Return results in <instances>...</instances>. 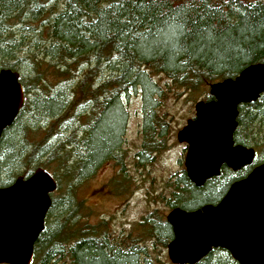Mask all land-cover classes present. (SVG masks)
Instances as JSON below:
<instances>
[{
	"label": "trees",
	"instance_id": "trees-1",
	"mask_svg": "<svg viewBox=\"0 0 264 264\" xmlns=\"http://www.w3.org/2000/svg\"><path fill=\"white\" fill-rule=\"evenodd\" d=\"M258 62H264V0H0V69L16 71L24 93L0 135V186L42 167L61 192L57 199L51 193L34 242L35 264H138L133 251H121L105 234L68 232L79 206L71 197L76 185L121 157L122 98L131 90L140 94L137 154L151 162L167 141L156 115L163 89L152 74L193 93ZM237 110L232 138L254 149L252 163L237 170L222 165L199 187L183 170L172 181V207L215 203L264 161V93ZM141 224L154 227L163 245L172 237L170 225L154 214ZM210 252L203 264H237L221 248Z\"/></svg>",
	"mask_w": 264,
	"mask_h": 264
},
{
	"label": "water",
	"instance_id": "water-1",
	"mask_svg": "<svg viewBox=\"0 0 264 264\" xmlns=\"http://www.w3.org/2000/svg\"><path fill=\"white\" fill-rule=\"evenodd\" d=\"M18 77L16 71L0 69V135L23 103ZM208 86L212 98L196 101L194 118L176 133L187 145V178L197 187L218 175L222 165L237 170L252 163L254 149L235 143L232 135L237 106L264 93V62ZM55 188L54 177L42 167L0 186V264H29ZM166 221L173 234L167 254L174 264H193L217 247L237 264H264V161L233 181L216 203L193 210L174 207Z\"/></svg>",
	"mask_w": 264,
	"mask_h": 264
},
{
	"label": "rangeland",
	"instance_id": "rangeland-1",
	"mask_svg": "<svg viewBox=\"0 0 264 264\" xmlns=\"http://www.w3.org/2000/svg\"><path fill=\"white\" fill-rule=\"evenodd\" d=\"M151 77L163 89V96L157 97L156 115L166 126V147L156 153L151 162L136 165L135 153L142 142L144 118L140 94L131 90L122 98L127 110L124 143L119 151L123 165L117 158L109 159L93 175L76 185L71 197L79 206L73 213L76 217L74 227H68V232L75 233L73 238L77 230L105 234L110 240L119 241L121 248H124L123 243L129 246L133 243L131 239L136 238L134 242L139 241L145 249L139 264H173L168 259L166 245L155 236V228L141 222L149 214L165 221L172 207L173 176L184 170L187 147L185 142L177 140L176 133L188 119L194 118V104L209 95V84L191 93L188 89L175 88L162 74ZM59 195L60 190L53 191L54 199ZM35 263L32 260V264Z\"/></svg>",
	"mask_w": 264,
	"mask_h": 264
},
{
	"label": "flooded vegetation",
	"instance_id": "flooded-vegetation-1",
	"mask_svg": "<svg viewBox=\"0 0 264 264\" xmlns=\"http://www.w3.org/2000/svg\"><path fill=\"white\" fill-rule=\"evenodd\" d=\"M123 143H124V137H123ZM187 148V147H186ZM138 151L135 153V159H136V161H135V163H136V165H143V164H146V162H142L140 159H139V156H138ZM186 154V153H185ZM119 163H121L122 165H123V159H122V156L119 158ZM183 163H184V160H183ZM184 171H185V169H184ZM183 172V171H182ZM182 172L181 173H178V174H174V176H173V178L175 179V178H177L180 174L182 175ZM185 175H186V172H185ZM187 176V175H186ZM217 202V201H216ZM215 202V203H216ZM214 204V203H213ZM172 208H174V207H171L170 209H172ZM183 209V208H182ZM186 210V209H185ZM44 221H45V219H44ZM140 225V224H139ZM150 227V226H149ZM171 227V226H170ZM134 231H136L137 232V230H136V228H135V230ZM171 232H172V229H171ZM172 237H173V234H172ZM172 237H168V240L166 241V247H167V244H168V242L171 240V238ZM107 238H108V240H110V238L107 236ZM134 239H136V238H134ZM134 239H131V242L133 241V243L131 244V245H129V246H124V243H123V247L124 248H121V251H133L135 254H136V257L138 258V262H139V259L142 257V256H144L145 255V249L143 248V250H142V252H140V251H136V249H138V247L139 248H141L142 246L139 244L140 242L138 241V242H134ZM115 241V240H114ZM119 242V241H118ZM213 249H219V247H217V248H212L211 250H213ZM135 250V251H134ZM210 250V251H211ZM224 250V252L226 253V254H228L229 255V253L225 250V249H223ZM209 251V252H210ZM218 252L219 251H217V252H210V253H212V254H214L215 256H218ZM223 252V253H224ZM34 255V254H33ZM167 256H168V254H167ZM205 257V256H204ZM142 259H145V258H142ZM32 260H33V258L31 259V261H30V263L32 262ZM229 261H233L234 262V260L232 259V258H229ZM29 263V264H30ZM139 264V263H138ZM174 264V263H173ZM188 264V263H187ZM193 264H203V260H202V258L201 259H199L197 262H195V263H193Z\"/></svg>",
	"mask_w": 264,
	"mask_h": 264
}]
</instances>
